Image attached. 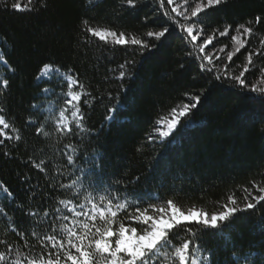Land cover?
Segmentation results:
<instances>
[{"label":"trees","instance_id":"obj_1","mask_svg":"<svg viewBox=\"0 0 264 264\" xmlns=\"http://www.w3.org/2000/svg\"><path fill=\"white\" fill-rule=\"evenodd\" d=\"M176 1L170 5L164 0L162 5L161 0H138L135 9H130L126 0H0V49L8 64L3 68L8 86L0 92V115L9 124L0 135V188L6 191L0 196V252L8 257L4 264L17 258L27 264L25 257L39 261L40 254L50 250L40 240L55 235L66 241L67 234L61 231L64 225L81 234V224L91 228L86 216L67 210L74 205L76 212L90 210L93 204L99 209L118 196L112 210H117V203L128 206L118 211L113 230L124 223L139 232L144 225L128 219L136 207L151 212L152 205L163 207L171 199L184 211L196 208L210 216L223 211L225 204L233 206L229 196L236 199L237 207H243L261 195L264 104L232 99L229 83L202 73L200 64L207 62L198 57L209 55L206 49L201 53L199 46L212 37L211 49L218 53L212 60L214 69L239 75L249 53L259 50L245 78L249 88L264 87V0H227L206 9L198 18L202 31L195 42L181 28L191 21L179 13L187 9L190 14L198 0ZM15 3L31 10L13 11L10 5ZM174 7L177 12L172 11ZM238 25L251 27L252 34L237 31ZM89 26L124 32L129 43L115 45L113 37L101 41L85 31ZM164 27L169 31L161 41L147 36ZM225 28L228 34L219 35ZM133 38L156 47L142 56L139 46L130 43ZM133 60L135 66L126 64ZM44 64L78 77V87L85 93L80 102L85 114L82 131H59L38 108L43 90L52 85L37 79ZM122 70L131 76L121 80ZM202 91L207 100L202 97L197 108L181 119V127L189 121L196 127L178 132L176 142L169 144L159 135L161 121L170 117L173 108L194 102L192 97ZM117 103L122 107L109 123V109ZM161 139L165 142L160 143ZM41 162V168L35 167ZM54 213L69 219H56ZM236 215L224 229L225 238L204 233V254L212 252L211 264H237L234 252L259 254L250 264H264V201ZM95 223L103 227L98 211ZM192 228L197 231L196 226ZM184 239L192 237L179 230L175 243ZM88 250L93 252V264H106L94 247ZM61 264L71 262L62 254Z\"/></svg>","mask_w":264,"mask_h":264},{"label":"snow or ice","instance_id":"obj_2","mask_svg":"<svg viewBox=\"0 0 264 264\" xmlns=\"http://www.w3.org/2000/svg\"><path fill=\"white\" fill-rule=\"evenodd\" d=\"M32 0H29L31 3ZM138 0H126V4L130 9H135L137 6ZM164 0H161L163 5ZM168 4H173L174 0H167ZM185 3H188V0H185ZM227 3V0H198V3L193 7L188 13L187 9L184 12L179 13L183 15L185 20L191 21L189 26H181L182 30L186 33L187 37L191 41H197L198 37L201 34L202 29L197 27L199 23V16L206 9H211L221 4ZM11 10L13 11H24L31 10L27 6L22 5L21 3H15L10 5ZM7 10V9H5ZM173 12H177V8L172 9ZM165 15H168L166 12ZM261 22V17L257 16L255 18V23L259 24ZM87 24V21H84ZM243 29V33L246 35L252 34L251 27H245L244 25H238L237 31ZM92 37H96L101 41H107L108 37H113L112 43L115 45H127L129 43L128 39L125 36L124 32H117L110 28H93L87 27L85 29ZM169 29L167 27L162 28L160 31H149L147 36L150 38H155L157 41H161V38L166 36ZM229 32L228 28H225L223 32H220L219 35L225 36ZM212 37H208L203 45L199 46V51L201 53L205 52V47L212 43ZM233 39H238L233 37ZM130 43L135 46H139L140 55H144L145 52H151L156 45H150L146 41L141 39L133 38ZM264 43V42H262ZM243 46V44L241 45ZM239 49H237L238 51ZM260 51L257 50L256 53H249L248 55V64L245 66L244 70L240 72L239 75H232L229 72L225 71L224 73L218 72L212 66V57L211 55H204L203 57H198L202 61L200 64V70L202 73H212L214 79L220 83L227 81L229 87L232 89V99L237 101L242 98H246L248 101L253 103L264 104V87H258L257 85H252L249 88V85L246 83L245 73L252 70V56L260 55ZM232 53L228 54V59L231 61ZM136 61H127L126 64L135 66ZM122 69L125 67L124 64L120 66ZM227 67V66H226ZM59 72V68H54L50 64H44L41 69V75L37 77L38 80L42 78H47L51 80L52 74ZM127 76H131V73H126L125 71H120L119 78L122 80ZM75 74H70L66 77L65 82L69 89L73 86H79V79L74 78ZM261 78H264V69H261ZM8 86V81L4 80L2 82V87H0V92H3ZM50 89L45 88L44 93H48ZM126 91V89H123ZM85 95L83 92L69 91L65 99V110H61L59 113V120L57 121V126L60 131L71 132L72 127L69 125L67 117L65 116V111L68 108L74 109L71 111V116L75 122L77 128L80 127L81 123L85 119V114L81 111L80 102L81 98ZM111 95V94H109ZM202 97L207 100L202 91L200 95L192 97L194 102L189 104H184L180 108H173L169 118L161 121L162 124L166 125L167 130L159 133L160 136L166 138L169 144L175 143L177 140V133L180 131L187 130L191 127H196L192 122H187L181 127V119L187 117L193 109H196L200 104ZM88 101L84 100V104H87ZM37 105H33V108H36ZM122 105L117 103L112 108L109 109V115L106 117V121L109 123L114 119L115 112L120 109ZM239 107V103H237ZM2 111V109H0ZM30 123L34 121L30 120ZM0 135H4V130L9 128V124L5 120L4 115H0ZM41 131L40 128H37V133ZM5 139H11L10 136H5ZM19 140V136L16 137ZM149 140L153 139V136L148 137ZM160 143H164L165 139H161ZM3 143V140H0V144ZM69 147H71L69 145ZM7 155V153H5ZM69 163H72L73 156L69 155ZM159 158V157H158ZM41 164H36L35 167L41 168ZM138 179V178H137ZM261 195L254 196L253 200L255 203L248 202L244 204L243 207H237V201L234 197L229 196V203L233 206L225 204L223 206L224 210L219 213H214L209 216L207 212L202 210H197L196 208H189L187 211L182 210L181 207L177 206L173 200L169 199L165 207L156 208L155 205H152L153 212L155 215H148V209L145 208L143 211L139 207H136L135 214L129 215L128 219L130 221L134 220L144 225L143 228L138 232L137 227L126 226L124 223H119V227L116 231L113 230V224L117 223L118 211L123 210L128 205L117 203L116 211L112 210L113 201H118V196H112L108 199L107 206L100 207L97 209L96 205H92V209L84 210L81 212H76L75 205L67 209L69 212L74 213L75 216H86L91 222V228L95 229V232H91V228L88 223L81 224L80 227L84 229V232L81 234L75 227H68L64 225L61 229L62 232L67 234V240L57 239L55 235H45L41 240V246L50 249L47 253H41V258L39 261L35 259L27 260V264H61V258L66 261H70L71 264H93L92 256L93 252L88 249L93 248L95 254L100 255L105 261L106 264H163L164 261H168V264H211L212 252L209 251L207 255L204 254V233L210 235H219L221 238H225L224 229L228 228L234 219L237 218V213H246L248 210L255 209L258 204L264 201V187L259 188ZM103 200L104 197H101ZM67 208V205H65ZM82 207V206H81ZM60 209H57L56 212L59 213ZM91 211V215H88V212ZM97 211L99 213V219L102 222L103 227L96 226L97 220ZM47 215V210H45ZM31 216H35L36 213H29ZM56 219H61L67 221L68 216H56L53 214ZM73 225L76 224V221H72ZM192 226H196L197 231H193ZM16 229L14 228L13 231ZM179 230H185L189 233L192 239H184L178 245L175 241L179 237ZM22 238H24L23 233H19ZM35 237L37 234L33 232L31 234ZM98 237V238H90ZM116 237L114 240L112 238ZM88 241L85 244V241ZM74 241H79L76 243ZM11 249V245L7 246ZM71 249H75V252L79 255H74ZM106 254V255H105ZM47 255V259H44V256ZM255 255L251 253H233V258L237 264H250V261H254ZM8 260V257L0 252V264H4ZM12 264H21L19 258L16 261H13Z\"/></svg>","mask_w":264,"mask_h":264},{"label":"rangeland","instance_id":"obj_3","mask_svg":"<svg viewBox=\"0 0 264 264\" xmlns=\"http://www.w3.org/2000/svg\"><path fill=\"white\" fill-rule=\"evenodd\" d=\"M177 2L174 0V3ZM173 3V4H174ZM180 15V14H179ZM199 39V38H198ZM197 39V41H198ZM206 40V39H205ZM213 47V42L205 47L206 51L209 52V55H211L212 60H215L218 58V53H216V50L211 49ZM215 58V59H214ZM8 64L4 60L3 53L0 49V87H2V82L4 81V71L3 68L6 67ZM54 67V66H52ZM56 68V67H54ZM41 75V74H40ZM70 75V73H67L63 70L59 69V72L52 74L51 80L47 78H42L41 80H48L52 82V85L47 87L50 89L48 93H42V101L38 105V108H40V111L44 114V117L46 118L47 121L50 123H54V125L58 128L57 126V121L59 120V113L61 110H65L66 105H65V99L67 97V93L69 91H76V92H82V90L78 86H73V88L69 89L67 87V83L65 82L66 77ZM75 78V77H74ZM82 100V98H81ZM74 109L68 108L65 111V116L67 117L69 125L72 127V130H75V133L82 131V123L79 128L76 127L75 122L71 116V111ZM6 130V129H5ZM4 130V133H5ZM59 130V129H58ZM167 127L166 125L162 124L161 130L166 131ZM60 131V130H59ZM62 132H67V131H62ZM71 153H74V149H69ZM6 191L4 189L0 188V196L1 194L5 193ZM162 206H157L156 208H160ZM165 207V206H163ZM148 215H155L153 212V209L151 212L147 213ZM163 264H168V261H164Z\"/></svg>","mask_w":264,"mask_h":264}]
</instances>
